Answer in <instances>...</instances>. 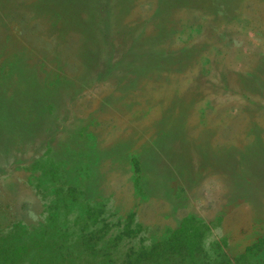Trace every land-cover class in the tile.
Returning <instances> with one entry per match:
<instances>
[{
  "label": "rangeland",
  "instance_id": "1",
  "mask_svg": "<svg viewBox=\"0 0 264 264\" xmlns=\"http://www.w3.org/2000/svg\"><path fill=\"white\" fill-rule=\"evenodd\" d=\"M184 220L199 264H264V0H0L5 261L120 264Z\"/></svg>",
  "mask_w": 264,
  "mask_h": 264
},
{
  "label": "trees",
  "instance_id": "2",
  "mask_svg": "<svg viewBox=\"0 0 264 264\" xmlns=\"http://www.w3.org/2000/svg\"><path fill=\"white\" fill-rule=\"evenodd\" d=\"M186 223L187 220H184L180 224V226L174 231L173 236L170 237V239H168L164 243L155 244L149 249L142 248L143 250H141L140 253H131V254L127 253V256L125 257V259L122 260L120 264H173V263L199 264L198 263L199 257L196 255L197 254L196 251L198 248H201V246L196 236L197 228H194L192 230L187 229ZM171 241L172 243H170ZM168 244L171 248L177 249V253L152 252L153 250L156 251L159 247ZM16 251H17V247H15L14 245L5 244L0 241V264H13L12 261L7 262L5 260L7 257H11V255ZM78 254L83 255L87 258H90L93 255H95V253H88V255L85 253H78ZM248 254L249 253H242L240 254V256L236 258V260L243 259ZM47 257H48V264L49 261L53 263V261L51 260L52 257H50L49 255ZM47 257H45L46 260ZM33 263L31 262V260L29 261V257H26V264H33Z\"/></svg>",
  "mask_w": 264,
  "mask_h": 264
}]
</instances>
